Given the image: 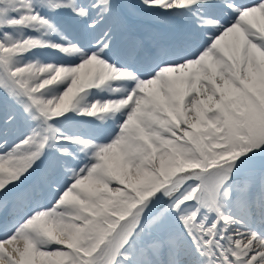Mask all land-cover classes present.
<instances>
[{"label": "snow or ice", "instance_id": "6c2138e0", "mask_svg": "<svg viewBox=\"0 0 264 264\" xmlns=\"http://www.w3.org/2000/svg\"><path fill=\"white\" fill-rule=\"evenodd\" d=\"M0 264H264V0H0Z\"/></svg>", "mask_w": 264, "mask_h": 264}]
</instances>
